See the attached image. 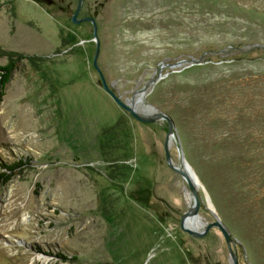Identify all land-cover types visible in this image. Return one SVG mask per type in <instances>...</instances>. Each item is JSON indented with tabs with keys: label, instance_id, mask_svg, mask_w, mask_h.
<instances>
[{
	"label": "rangeland",
	"instance_id": "1",
	"mask_svg": "<svg viewBox=\"0 0 264 264\" xmlns=\"http://www.w3.org/2000/svg\"><path fill=\"white\" fill-rule=\"evenodd\" d=\"M53 1L0 0V47L23 56L0 102V165L26 163L0 180V264H234L218 227L182 228L194 195L168 164L167 122L114 100L92 23ZM85 16L109 86L123 101L148 86L140 107L174 119L172 163L201 180L195 230L216 221L208 195L239 263L264 264V184L239 166L242 148L264 149V0H89Z\"/></svg>",
	"mask_w": 264,
	"mask_h": 264
},
{
	"label": "water",
	"instance_id": "2",
	"mask_svg": "<svg viewBox=\"0 0 264 264\" xmlns=\"http://www.w3.org/2000/svg\"><path fill=\"white\" fill-rule=\"evenodd\" d=\"M82 0H80V4L76 10V12L72 15V22L74 23H81V22H91L93 25V35H94V40L96 42V52L94 54V59H93V64L97 71L99 72L101 76V80L103 83V86L105 90L114 98V100L124 109L129 111L137 120L142 121V122H158L160 120H164L168 124V133H167V138H166V143H165V150H166V156H167V161L168 164L170 165L171 168L174 170L178 171L179 173L182 174V176L185 178L187 185L191 192L194 195V204L192 208L184 215L182 219V228L186 230L188 233L191 235L201 237L206 234V232L212 228V227H218L221 232L223 233L225 240L227 242L228 248L230 250L231 257L233 259L234 264H240L238 260V255L236 254V247H237V240L233 237L232 232L230 229L226 226V224L222 221V219L218 216V213L215 209H213L211 206H207V208L211 211V213L215 216L216 221L209 223L206 226V229L204 231H198L197 229H191L185 226L184 222L185 219L188 215H196L198 216L199 208L201 205V199L200 195L197 192L198 186H195L192 180L190 179L189 175L186 173V171L183 168L177 167L172 163V158L170 154V145H171V139L175 137L176 134H178L177 126L172 118L171 115L159 110L156 106L150 104L148 105V108L144 109L140 107V103L143 102L146 99V89L148 86H145L139 93L138 96L134 101H123L122 98L116 94V92L109 86L107 83V80L105 78V75L99 66L98 63V57L101 51V42L98 34V24L95 19V17L92 16H86L82 18H78V13L80 12V9L82 7ZM191 63L190 65H198L201 64V59L198 60H190ZM188 60H180L173 64V66H178L184 63H187ZM152 81H155L153 79ZM184 155V152H183ZM191 168L190 165L187 164ZM208 202L211 203L210 197L207 195Z\"/></svg>",
	"mask_w": 264,
	"mask_h": 264
},
{
	"label": "trees",
	"instance_id": "3",
	"mask_svg": "<svg viewBox=\"0 0 264 264\" xmlns=\"http://www.w3.org/2000/svg\"><path fill=\"white\" fill-rule=\"evenodd\" d=\"M0 51L5 55L9 56V60L6 64L0 65V102L3 100L5 96L6 89L8 84L10 83L13 73L15 72L18 62L22 59V55H18L15 52H6L3 48L0 47ZM17 55V58L15 56ZM226 65L224 62L221 64H209L210 68H218L220 66ZM207 66V65H206ZM205 66V67H206ZM207 67V69H209ZM204 67H200L202 69ZM197 69V68H196ZM120 122H117L115 125L106 128L104 131V135L107 133L115 131L119 129ZM111 137L107 142L110 143L112 139H114V134L110 135ZM242 158L239 160V166L241 168V173L244 171L246 177H256L257 179H252L251 181L260 182L264 184V149L258 148L254 149L251 147L242 148L241 150ZM26 163L20 158L13 162H4L0 165V180L3 184L9 183L16 172L25 166ZM243 175V173H242ZM243 178L242 180H244ZM58 257H62L65 261L69 260L67 256L63 254H57Z\"/></svg>",
	"mask_w": 264,
	"mask_h": 264
},
{
	"label": "bare ground",
	"instance_id": "4",
	"mask_svg": "<svg viewBox=\"0 0 264 264\" xmlns=\"http://www.w3.org/2000/svg\"><path fill=\"white\" fill-rule=\"evenodd\" d=\"M171 142H173V141H171ZM188 169H189V171L187 170V168H184V170L186 171V173L189 175V177H190V179L192 180V182L194 183V185L195 186H198L199 184H201V180L199 179V177L197 176V174L195 173V171L192 169V168H190L189 166H188ZM191 174H192V176H191ZM198 183V184H197ZM212 202V201H211ZM213 204V203H212ZM210 202H209V205L213 208V209H215V206H214V204L212 205ZM214 206V207H213ZM198 221H202L200 218H199V216H196V215H188L187 217H186V219H185V222H184V224H185V226L186 227H188V228H191V229H195V228H198V227H196V223H198ZM202 223V222H201Z\"/></svg>",
	"mask_w": 264,
	"mask_h": 264
},
{
	"label": "flooded vegetation",
	"instance_id": "5",
	"mask_svg": "<svg viewBox=\"0 0 264 264\" xmlns=\"http://www.w3.org/2000/svg\"><path fill=\"white\" fill-rule=\"evenodd\" d=\"M82 1H83L82 2V7L80 9V12L78 13V18H79V14L83 11L84 7L89 5V0H82ZM47 2L50 3V4H54L55 3V1H53V0H47ZM79 4H80V0H58V3L56 2L57 6L73 7L75 5L76 6L75 9L73 11L70 10L72 15L76 12ZM72 15H71V18H72Z\"/></svg>",
	"mask_w": 264,
	"mask_h": 264
}]
</instances>
